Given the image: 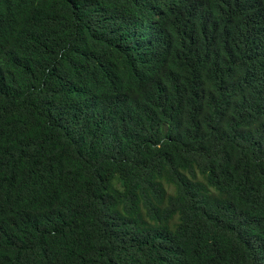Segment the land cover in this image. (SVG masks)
<instances>
[{
  "label": "trees",
  "instance_id": "16d2710c",
  "mask_svg": "<svg viewBox=\"0 0 264 264\" xmlns=\"http://www.w3.org/2000/svg\"><path fill=\"white\" fill-rule=\"evenodd\" d=\"M0 264H264V0H0Z\"/></svg>",
  "mask_w": 264,
  "mask_h": 264
}]
</instances>
